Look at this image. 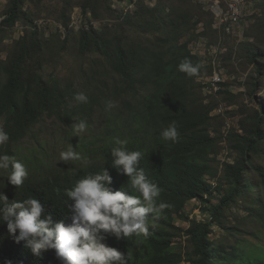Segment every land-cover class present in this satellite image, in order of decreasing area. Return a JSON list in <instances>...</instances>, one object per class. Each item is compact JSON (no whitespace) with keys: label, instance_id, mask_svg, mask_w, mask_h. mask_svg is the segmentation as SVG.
Instances as JSON below:
<instances>
[{"label":"trees","instance_id":"trees-1","mask_svg":"<svg viewBox=\"0 0 264 264\" xmlns=\"http://www.w3.org/2000/svg\"><path fill=\"white\" fill-rule=\"evenodd\" d=\"M7 2L0 31L15 29L19 21H24L22 27L30 29L26 35L28 30L23 29L24 33L15 42L14 53L0 60V126L9 135V141L0 146V154L13 156L10 154L12 145L29 135L46 116L69 118L87 114L95 106L102 107L103 102L123 99L119 109L104 114L103 138L92 147L85 145L87 165L58 164L39 171L29 169L28 177L18 190L3 179L2 191L9 202L31 195L40 201L44 213L51 214L54 221L70 224L73 201L64 196V190L88 173L97 174L102 166L112 177L109 187L113 191L124 190L135 195L127 186V177L111 167L110 151L115 146L114 138L119 137L128 141V151L143 153L139 166L162 190L157 203L165 202L171 207L163 211L155 227H149L148 237L117 240L106 235L103 243L112 248L119 244L127 253L135 252L138 264H179L182 261L188 264H264V251L255 256L245 252L239 244L221 245L210 239L213 226L231 230L224 225L225 213L239 204L252 205L244 208L249 215L260 220L264 217V168L255 164L256 158L264 157V104L238 122L239 133L232 131L227 136L236 155L230 163H223L219 182H225L227 188L216 204L210 205L219 187L212 189L206 178L217 177L216 156L221 136L219 130L213 128L218 120L210 115L213 105L205 103L215 95L204 99L201 93L206 85L197 79L210 75L212 67L204 66L202 60L189 51L192 38L181 40L192 32L195 17L198 21L207 19L205 29H209L212 13L194 0H156L152 7L137 1L134 9L124 14L113 9L115 0H83L79 4L82 14L89 13L87 21L100 22V27L74 32L69 28V7H65L55 21L63 32L56 29V34L65 39L77 36L79 52L98 55L105 65L104 74L111 77L107 79L112 84L110 93L96 96L85 91L88 102L80 103L75 100L71 85L63 88L55 80L45 81L42 75L43 39L24 8L28 0ZM100 9L111 19L103 21L108 17L99 13ZM255 11L252 17L257 23L248 32L264 34V0L257 3ZM247 34L240 46L236 50L228 49L221 60L231 64L237 60L241 67H253L244 84L248 98L253 101L264 85V41L255 38L256 42L250 43ZM185 59L199 66L196 74L178 70ZM219 94L231 96L222 88L216 96ZM72 103L74 105L70 106ZM245 111L246 107L242 106L239 114ZM173 121L178 139L164 141L160 133ZM73 168L77 170L75 175ZM194 198L202 201V211L209 217L205 221L192 219L183 230L174 225L173 219L188 220L183 211ZM183 235L188 243L185 253L172 247V241ZM0 264L62 262L56 258L54 250L34 256L24 241L17 243L7 232L6 224L0 223Z\"/></svg>","mask_w":264,"mask_h":264},{"label":"rangeland","instance_id":"rangeland-1","mask_svg":"<svg viewBox=\"0 0 264 264\" xmlns=\"http://www.w3.org/2000/svg\"><path fill=\"white\" fill-rule=\"evenodd\" d=\"M83 0H28L25 3L24 8L28 12L29 16L33 19V23L38 27V31L41 34V45L45 54L42 59V75L45 81L55 80L60 83L61 87L65 88L71 85L75 94L84 92L87 94L91 91L92 94L100 96L101 94L111 92L112 84L107 79H111L105 73V65L102 59L96 54H81L78 50V44L76 42L77 36H71L69 39H65L61 35L58 36L54 25L57 21L60 13L65 7L69 11L70 16L80 19L79 4ZM116 1V0H115ZM149 1V0H148ZM262 0H249V3L245 8V15L240 29H234V34H227L221 28H217L215 21L213 20L209 29H205L206 20H197L192 32L185 35L181 41H186L192 38L189 43V51L197 48L195 54L198 55L203 65H207L209 60L215 58V62L220 65V74L223 80V91H227L228 95H215L211 99H206L205 103L213 105L211 112L212 117H217L218 120L214 122L213 128L219 130L220 141L217 147V177L214 183L219 190L214 194V198L210 200V205H215L221 194L226 190L227 184L225 182H219L222 175V161L232 160L235 157V153L231 150L227 136L232 131H238V122L246 115H251L254 110H258L261 104H264V85L262 90L257 93L255 99L251 101L247 96V89L244 85L247 77L249 76L253 67L239 66L237 60L234 64L224 62L221 60L228 49L236 50L240 46L241 42L247 36V40L250 43L255 41V38H259L260 41H264V34L248 32L257 22L252 17L256 12V5ZM7 0H0V21L3 19V15L7 6ZM152 3V2H150ZM114 9L117 12H122V7L118 6L117 2L113 4ZM103 9H100L101 14H105L106 19H111L109 15L103 13ZM18 27H21L24 21H19ZM113 27V26H112ZM215 27V28H214ZM24 30L26 35L29 32L30 27L24 26L21 29H2L0 31V60L7 59L14 53L15 42L21 36ZM217 29L218 31H216ZM18 30V31H17ZM54 35V36H53ZM251 35V36H250ZM58 37V38H57ZM256 42V41H255ZM254 42V43H255ZM264 43V42H263ZM200 44V45H199ZM262 44V43H261ZM262 46H264L262 44ZM217 50L216 55H213V51ZM236 57L233 55V60ZM264 63V61H263ZM107 78H106V77ZM208 76V75H207ZM200 77L197 81L205 82L206 78ZM117 84V83H116ZM202 89V97L207 98L208 94ZM123 99H118L113 102L114 107L109 109L114 112L122 106ZM72 103L70 106H73ZM102 107L95 106L93 109H89L87 114H81L77 116H71L69 118L61 117H44L41 122L32 130L29 135L23 138L19 143L12 145L10 154L15 156L17 160H20L25 164L28 169L40 170L42 168L52 167L54 165H83L81 161L77 162H62L60 161V152L67 149L68 142L72 144L77 152L82 157L87 158L88 154L84 150L85 145L93 146L99 142L104 136V118L108 110H106L107 103H102ZM242 106L246 107L247 111L239 114ZM220 108V112L214 113L216 109ZM86 121L88 127L83 133H76L72 128L79 121ZM255 164L264 168V157L256 158ZM254 179H257L254 174L251 175ZM2 179V177H0ZM203 205V204H202ZM248 204H239L235 208L225 213L224 225L231 229L229 232L213 226L211 228L210 239L216 240L219 244H229L239 246L244 249L245 252H252L255 256H258L260 252L264 251V217L262 220L259 217H254L245 211V207H251ZM193 202L188 201L184 216L188 220H181L180 218L173 219L175 226L182 228L183 230L188 227V221L195 219L198 221L205 220L208 215L207 212L195 208ZM179 243V246H178ZM188 243L186 242V236L175 239L172 241V247L175 251L185 253ZM121 253L127 256V252L122 249L119 244L113 246ZM130 259L129 264H138L137 256L135 252H129ZM179 264H188L183 261Z\"/></svg>","mask_w":264,"mask_h":264},{"label":"clouds","instance_id":"clouds-1","mask_svg":"<svg viewBox=\"0 0 264 264\" xmlns=\"http://www.w3.org/2000/svg\"><path fill=\"white\" fill-rule=\"evenodd\" d=\"M198 67L185 59L178 65V70L194 75ZM74 98L80 103H87L89 99L84 92L77 93ZM114 106L109 101L106 110ZM87 127L86 121L81 120L72 128L76 133H83ZM160 135L164 141L175 142L179 135L175 121ZM8 141V133L0 126V146ZM113 143L111 167L119 175L127 177V186L136 194L113 191L109 187L112 177L102 166L97 174L88 173L64 190V196L73 201L70 224L63 220L54 221L51 214L44 213L40 201L31 195L9 202L2 191L5 187L3 179L18 190L29 173L25 164L15 156L0 154V223L6 224L7 232L15 237L17 243L24 241L37 257L45 251L54 250L62 264H129L130 253L125 256L107 246L103 243L105 236L112 235L117 240L141 235L146 238L150 235L149 227H155L163 211L171 205L157 203L162 190L139 166L143 153L128 151V141L119 137L114 138ZM60 161L89 163L69 142L67 149L60 152ZM105 163L106 160L103 165ZM76 171L72 169L73 175Z\"/></svg>","mask_w":264,"mask_h":264},{"label":"built area","instance_id":"built-area-1","mask_svg":"<svg viewBox=\"0 0 264 264\" xmlns=\"http://www.w3.org/2000/svg\"><path fill=\"white\" fill-rule=\"evenodd\" d=\"M137 1H142L148 7H152L156 2V0H149V1L148 0H116L115 2H117L118 6L122 7L121 9L122 12L119 11L118 13L124 14L126 11H132L134 9V4ZM194 1L202 5L205 9L209 10L213 15V20L215 21L217 28H224V32L227 34H231V33L234 34V29L241 28L243 18L245 15V8H246V5L249 3V0H194ZM115 2L113 4H115ZM79 12H80V19H76L75 17L70 16L69 28L73 29L74 32H77L81 29L88 30L89 27H92L95 30L99 29L100 22H97V21L88 22L87 19L90 17V14L87 13L86 15H83L80 9H79ZM54 25L60 33L63 32V29L59 24L54 23ZM21 27H18V24H17L15 29L16 28L21 29ZM196 49L197 48L192 49L191 53L196 55L195 54ZM216 52L217 50L213 51V55H216ZM204 66L212 67L211 74L208 75L206 78V81L203 82L206 85V87L204 88L205 89L204 92L207 93L208 95H216L218 91L221 89L220 85L223 83L222 76L219 70V62L217 64L214 58L213 60H209L207 65H204ZM216 112L219 113L220 108L214 111V113ZM224 162L230 163L231 161L229 159L227 161L224 160L222 161V165ZM213 180L215 179L206 178L207 183L211 186L212 189L216 187ZM190 202H193L195 204L196 206L195 208L198 209V211L202 210V201L200 199L194 198L190 200ZM208 217L209 216H207L205 220ZM205 220L203 219L201 221H205Z\"/></svg>","mask_w":264,"mask_h":264}]
</instances>
